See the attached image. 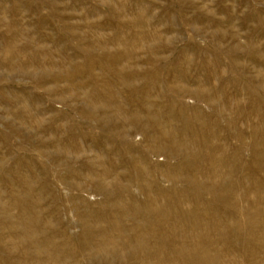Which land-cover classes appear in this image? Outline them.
<instances>
[{
    "label": "rangeland",
    "instance_id": "1",
    "mask_svg": "<svg viewBox=\"0 0 264 264\" xmlns=\"http://www.w3.org/2000/svg\"><path fill=\"white\" fill-rule=\"evenodd\" d=\"M261 88L264 0H0V264H264Z\"/></svg>",
    "mask_w": 264,
    "mask_h": 264
},
{
    "label": "bare ground",
    "instance_id": "2",
    "mask_svg": "<svg viewBox=\"0 0 264 264\" xmlns=\"http://www.w3.org/2000/svg\"><path fill=\"white\" fill-rule=\"evenodd\" d=\"M7 58H9V57H7ZM18 67H21V65L20 64H18ZM215 79V78H214ZM215 82V81H214ZM262 90L264 89V88H261ZM209 92V91H208ZM220 99V98H219ZM238 99V98H237ZM233 103V102H232ZM223 107V106H222ZM231 112V111H230ZM258 112V111H257ZM256 113V112H255ZM39 125V124H38ZM16 129V128H15ZM119 177V176H118ZM117 223H119V222H117ZM43 242V241H42ZM46 242V241H45ZM103 245V244H102ZM103 247V246H102ZM100 251V250H99ZM102 251V250H101ZM215 255H216V253H215ZM211 256V255H210ZM216 258V257H215ZM214 261V260H213ZM216 261V260H215ZM49 263V262H48Z\"/></svg>",
    "mask_w": 264,
    "mask_h": 264
}]
</instances>
